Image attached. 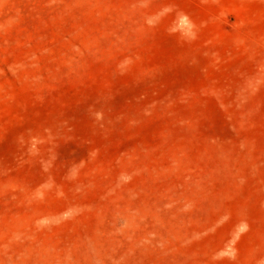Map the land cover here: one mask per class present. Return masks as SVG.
Masks as SVG:
<instances>
[{"label": "rangeland", "instance_id": "1", "mask_svg": "<svg viewBox=\"0 0 264 264\" xmlns=\"http://www.w3.org/2000/svg\"><path fill=\"white\" fill-rule=\"evenodd\" d=\"M0 264H264V0H0Z\"/></svg>", "mask_w": 264, "mask_h": 264}]
</instances>
